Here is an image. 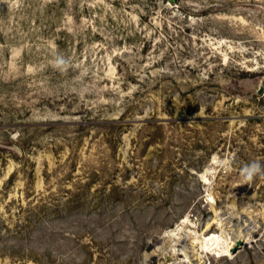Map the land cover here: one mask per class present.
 Returning a JSON list of instances; mask_svg holds the SVG:
<instances>
[{
  "label": "rangeland",
  "instance_id": "obj_1",
  "mask_svg": "<svg viewBox=\"0 0 264 264\" xmlns=\"http://www.w3.org/2000/svg\"><path fill=\"white\" fill-rule=\"evenodd\" d=\"M252 161L264 0H0V264H264Z\"/></svg>",
  "mask_w": 264,
  "mask_h": 264
},
{
  "label": "clouds",
  "instance_id": "obj_2",
  "mask_svg": "<svg viewBox=\"0 0 264 264\" xmlns=\"http://www.w3.org/2000/svg\"><path fill=\"white\" fill-rule=\"evenodd\" d=\"M64 61L58 60L57 64H63ZM240 176L244 183H250L257 176H264V165L257 161H252L251 163L245 164L240 170Z\"/></svg>",
  "mask_w": 264,
  "mask_h": 264
},
{
  "label": "bare ground",
  "instance_id": "obj_3",
  "mask_svg": "<svg viewBox=\"0 0 264 264\" xmlns=\"http://www.w3.org/2000/svg\"><path fill=\"white\" fill-rule=\"evenodd\" d=\"M210 243L214 244V240L212 239V240L206 241V245H210Z\"/></svg>",
  "mask_w": 264,
  "mask_h": 264
},
{
  "label": "water",
  "instance_id": "obj_4",
  "mask_svg": "<svg viewBox=\"0 0 264 264\" xmlns=\"http://www.w3.org/2000/svg\"><path fill=\"white\" fill-rule=\"evenodd\" d=\"M262 90V89H261Z\"/></svg>",
  "mask_w": 264,
  "mask_h": 264
}]
</instances>
